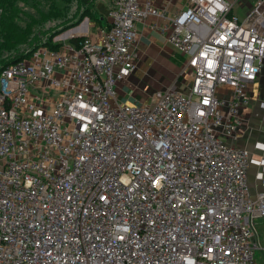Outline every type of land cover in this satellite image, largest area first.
Instances as JSON below:
<instances>
[{
	"label": "built area",
	"instance_id": "1",
	"mask_svg": "<svg viewBox=\"0 0 264 264\" xmlns=\"http://www.w3.org/2000/svg\"><path fill=\"white\" fill-rule=\"evenodd\" d=\"M233 5L190 0L171 19L190 84L146 104L117 83L136 67L137 23L163 15L150 0H110L99 41L2 68L0 264H264V159L224 139L264 61V0L244 17Z\"/></svg>",
	"mask_w": 264,
	"mask_h": 264
},
{
	"label": "crops",
	"instance_id": "2",
	"mask_svg": "<svg viewBox=\"0 0 264 264\" xmlns=\"http://www.w3.org/2000/svg\"><path fill=\"white\" fill-rule=\"evenodd\" d=\"M149 0H141L145 2ZM152 5L162 14H150L147 18L137 23L138 36L132 46L136 67L124 80L117 83L118 98L122 101L135 94L134 92H159L173 83L179 71V63L185 64V56L178 51L169 41L171 19L184 12L190 4V0H150ZM233 2V12L244 17L252 8L253 4L244 12ZM93 6V17L86 16L80 25L67 31L71 38L89 36L95 41L102 37V31L109 24L108 11L110 0H90ZM237 7V12L234 11ZM168 27V29L166 28ZM163 28H166L163 30ZM197 31L196 27H193ZM159 77L167 78V85L160 87ZM157 86H152V82ZM159 86V87H158ZM176 88L184 89L183 86ZM224 96L231 95V89L224 87L220 89ZM135 96V95H134ZM248 96L250 102L244 105L240 112V126L232 138L224 139L237 146L250 151L252 158L264 159V61L257 79L249 85ZM137 97L136 99H139ZM259 171L258 165L253 162L249 168V186L255 184V192L260 184L256 178Z\"/></svg>",
	"mask_w": 264,
	"mask_h": 264
},
{
	"label": "rangeland",
	"instance_id": "3",
	"mask_svg": "<svg viewBox=\"0 0 264 264\" xmlns=\"http://www.w3.org/2000/svg\"><path fill=\"white\" fill-rule=\"evenodd\" d=\"M2 1V0H0ZM235 5L246 11L252 4L253 0H233ZM16 12L15 21L19 29L30 30L28 39L11 50H4L0 52V60L4 57H13L18 54L29 51L31 46L43 45L44 42H57L59 45L63 44L69 37L66 32L80 25L86 16L93 17L92 2L87 0H18L14 4ZM237 7L234 11L237 12ZM11 5L2 7L0 4V15L10 14ZM1 29V28H0ZM1 31V30H0ZM39 46V45H38ZM180 68L177 72V77L169 86H183L187 88L190 84L188 77L184 75L183 63H179ZM160 87L167 85V78L159 77ZM152 86H157L155 81ZM159 87V86H158ZM130 99L124 97L123 102L146 104L155 97L156 92L144 93L134 92ZM135 95V96H134ZM140 97L139 99H136ZM255 184L250 183V188L255 194ZM255 230L258 237L264 243V217L255 218ZM258 262L263 264V258L259 256ZM261 255L262 251H261Z\"/></svg>",
	"mask_w": 264,
	"mask_h": 264
},
{
	"label": "trees",
	"instance_id": "4",
	"mask_svg": "<svg viewBox=\"0 0 264 264\" xmlns=\"http://www.w3.org/2000/svg\"><path fill=\"white\" fill-rule=\"evenodd\" d=\"M18 0H2L0 1L1 6L4 8L11 5L12 11L7 15H0V52L4 50H11V48H16V46L20 43L25 42L28 39V35L30 30H22L19 29L18 24L15 21V16L17 15L15 10V2ZM90 1V0H87ZM76 41V38H71L70 42ZM41 46L40 44H38ZM35 45L31 46L29 51L18 54L13 57H4L0 60V72L3 67L8 66L9 64L15 62L18 59L28 56L33 50L38 48L39 46ZM43 45H48L52 48H58L60 45L57 42H44Z\"/></svg>",
	"mask_w": 264,
	"mask_h": 264
},
{
	"label": "water",
	"instance_id": "5",
	"mask_svg": "<svg viewBox=\"0 0 264 264\" xmlns=\"http://www.w3.org/2000/svg\"><path fill=\"white\" fill-rule=\"evenodd\" d=\"M195 27V26H194Z\"/></svg>",
	"mask_w": 264,
	"mask_h": 264
}]
</instances>
